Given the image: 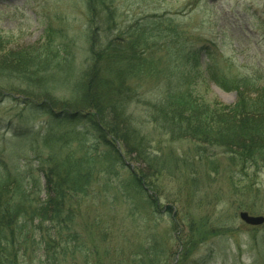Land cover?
<instances>
[{"label":"trees","instance_id":"trees-1","mask_svg":"<svg viewBox=\"0 0 264 264\" xmlns=\"http://www.w3.org/2000/svg\"><path fill=\"white\" fill-rule=\"evenodd\" d=\"M86 5L91 25L80 68L74 51L56 44L52 31L38 46L0 55V82H8L4 89L0 83V95L25 100L31 105L26 110L45 116L47 126L42 132L25 125L36 120L31 119L35 114L19 119L10 147H0V264H55L57 253L50 249L56 239L46 223L59 230L74 222L82 199L96 184L130 193L139 206L134 192L141 194L142 182L156 174V164L163 168L161 158L149 151L140 124L127 113L131 103L145 101L140 89L147 78L165 82V91L144 105L150 122L171 140L191 139L201 155L205 145L220 148L230 171L250 181L252 175L254 180L264 175V84L248 75L230 77L213 52L174 35L182 28L173 18L150 15L124 25L111 0H86ZM205 70L223 89L237 91L234 104L207 102L200 95L197 86ZM55 91L68 96L57 97ZM205 160L209 170L220 167L217 160ZM138 163L146 164L148 172ZM253 183L238 184L246 201L261 193ZM231 187L235 193L238 187L233 182ZM213 232L217 230L200 233L207 239ZM154 250L158 255L157 244Z\"/></svg>","mask_w":264,"mask_h":264},{"label":"rangeland","instance_id":"rangeland-1","mask_svg":"<svg viewBox=\"0 0 264 264\" xmlns=\"http://www.w3.org/2000/svg\"><path fill=\"white\" fill-rule=\"evenodd\" d=\"M111 1L122 24L150 15L173 18L182 28L174 35L181 34L186 43L213 52L219 67L230 77L248 75L264 84V0ZM87 13L86 0H0V55L9 49L38 46L52 31L56 44L68 45L74 51L75 66L80 68L91 25ZM0 83L7 86L8 82ZM164 85L161 77L144 80L140 94L145 101H134L127 112L140 124L149 151L161 158L163 168L156 164L152 168L156 174L142 182L141 194L134 192L138 207L133 205L130 193L128 196L120 189L96 184L82 199L74 222L59 230L53 222H47L48 232L56 239L50 249L57 253L55 264H264V224L251 226L239 217L241 211L264 216V175L256 180L252 175L250 181L245 174L230 171L220 148L205 145L201 155L195 141H173L150 122L144 103L161 95ZM197 90L207 102L234 104L238 99L237 91L223 89L207 76L206 70ZM57 91V97L68 96ZM22 101L0 95L2 148L10 147L8 140L14 139L19 119L35 114L31 119L36 120L25 125L46 130V117L26 110L30 104ZM207 156L220 162L215 172L207 167ZM137 166L148 169L146 164ZM126 171H122L123 178L128 175ZM255 181L254 187L261 189L262 196L250 195L247 201L241 198L239 185ZM232 182L234 188L238 187L235 193ZM45 186V180H41L38 188L43 190L42 198ZM240 202L249 206L240 207ZM211 229L217 232L204 239L206 235L200 232ZM156 244L159 251L155 256ZM186 252L190 254L185 256Z\"/></svg>","mask_w":264,"mask_h":264},{"label":"water","instance_id":"water-1","mask_svg":"<svg viewBox=\"0 0 264 264\" xmlns=\"http://www.w3.org/2000/svg\"><path fill=\"white\" fill-rule=\"evenodd\" d=\"M239 217L243 222L251 226H260L264 224L263 215H251L248 211H241Z\"/></svg>","mask_w":264,"mask_h":264}]
</instances>
